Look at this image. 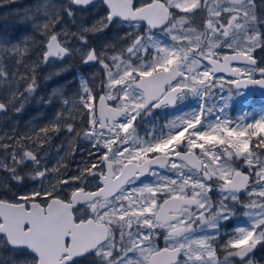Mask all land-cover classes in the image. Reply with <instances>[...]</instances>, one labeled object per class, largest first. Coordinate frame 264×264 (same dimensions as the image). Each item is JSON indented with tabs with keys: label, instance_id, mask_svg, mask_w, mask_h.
<instances>
[{
	"label": "snow or ice",
	"instance_id": "6c2138e0",
	"mask_svg": "<svg viewBox=\"0 0 264 264\" xmlns=\"http://www.w3.org/2000/svg\"><path fill=\"white\" fill-rule=\"evenodd\" d=\"M96 9L104 14L77 23V12ZM24 22L31 34L0 37V86L9 93L0 113L22 112L33 97L60 108L39 131L33 125L19 137L15 129L0 135V189L30 185L11 199L0 195V264H260L264 116L233 126L214 97L226 85L264 87V55H255L264 53V0H38ZM118 23L146 27L125 32L119 47L90 45V35ZM73 38L78 46H70ZM225 47L233 54L221 56ZM73 55L98 66L91 77L79 76L71 95L68 82L36 96L39 67L61 62L49 80L68 70L63 62ZM9 61L30 75L10 72ZM189 96L198 107L176 116L166 132L137 134L153 109ZM61 133L64 156L48 167L40 146ZM81 143L87 156L73 170ZM145 175L152 182L137 186ZM237 206L248 222L229 231Z\"/></svg>",
	"mask_w": 264,
	"mask_h": 264
},
{
	"label": "flooded vegetation",
	"instance_id": "af4514ba",
	"mask_svg": "<svg viewBox=\"0 0 264 264\" xmlns=\"http://www.w3.org/2000/svg\"><path fill=\"white\" fill-rule=\"evenodd\" d=\"M54 3H64L66 0H53ZM137 5H139L142 0H135ZM104 14L102 13L99 9L96 10H88L86 12H77V23H80L81 20L83 23L90 24L93 19L98 18L99 15ZM65 19H67L65 17ZM119 24L122 25L123 27H119ZM69 27L71 31H76L77 26L72 25L71 22H69ZM146 27L143 23H141L140 26L138 27H132L129 26L126 23H118L116 25L111 26L109 29H106L103 33H99L96 35H90L89 40H90V45L96 49H100L105 43H116L117 47H119V40L118 38L121 36H124L125 32H138L140 33L141 28ZM155 31V30H154ZM142 34V33H141ZM156 38L164 40L165 38L160 36V34L157 32L156 33ZM166 43L171 44V40H165ZM79 41L75 40L74 38L70 41V46L75 47L78 46ZM218 52L222 55L224 54H231L232 51L225 48H221L218 50ZM255 55L259 57L260 55H264V53H261L260 50H257ZM54 65L56 68L60 66L61 62L53 60L50 62V65ZM68 66V70L61 73L60 75L53 76L51 78V85L54 86L56 85L57 87L61 85H65L68 82H71L68 87L65 89V95H71L72 92L76 90L79 84L78 77L79 76H84L86 78H90L91 74L96 71V67L98 66H93V65H85L80 62L79 55H73L71 57H68L64 60L63 62ZM204 64H207V61L203 62ZM233 67H238L242 66V64L238 63H233ZM218 75V74H217ZM218 76H221L219 74ZM224 76V75H222ZM257 79H260L259 74L256 75ZM225 80L231 79L227 78L224 76ZM98 82V81H97ZM229 87H232L231 85H228ZM234 89V87H232ZM236 92L243 93L244 95L250 96V98L257 100V105L260 107L264 108V104L260 102L252 93H249L246 90H235ZM46 97V96H45ZM4 99V98H3ZM193 97H188L186 100L179 102L176 105H171L168 107H162L159 109H153L151 115L142 118L137 127V134L141 137L147 138V134L149 132H159L160 130L167 131V128L165 127L166 125L169 124L171 120H173L176 116L181 115L183 112L189 111L190 109L193 108ZM28 107V108H27ZM42 111V116L35 117L34 116V111L31 109V104H28L25 106V109L19 113V117H17L18 123L17 125L13 128L16 131L17 137H19L21 134L28 132L29 128H31L33 125L36 126L35 130L39 131V127L46 125L53 117L55 116V113L59 110L60 104L59 101H56L52 104H46L43 103L42 106L39 107ZM30 110V114H23L24 111ZM10 115V110L6 113H2L0 115L1 117H4L6 115ZM11 118V116H10ZM5 119V118H3ZM12 119V118H11ZM62 142L66 146V141H64V135L63 133L59 135H55L50 144H42L40 146V154H44L45 152L48 154L47 159H46V164L48 167H52L56 160L64 156V147H59L58 146L62 145ZM24 144L27 148L35 147V145L29 143V141L25 140ZM87 144L86 143H81L78 145V150L75 154V159L69 161L71 163L72 169H75L76 162L81 160L82 158L87 156L86 151H80V149L86 148ZM199 150H197L198 152ZM51 152V153H50ZM67 159V158H66ZM4 175V174H3ZM168 175H173V173H168ZM152 177L149 175H145L144 177H141L140 181H138L137 186H140L143 183H151L152 182ZM30 185H24L22 187H16L14 185H10L11 190L10 191H0V195H3L5 198L11 199L12 198V193L15 192L17 194L26 191L27 188ZM102 186V185H101ZM95 190V189H93ZM213 199L218 198V194L213 192L212 193ZM162 202V201H161ZM246 210L240 206H237V215L233 218L232 222L227 226V229L231 231V229L235 226H246L248 222V218L243 215V213ZM197 224L193 225V228H196ZM203 232L196 233V235H202ZM159 244L163 246V239L160 238ZM130 255H134L133 253H129ZM255 259L260 261V264H264V248H258L255 251ZM219 259L223 260V254H220L218 256ZM83 264H88V261L85 260L83 261Z\"/></svg>",
	"mask_w": 264,
	"mask_h": 264
},
{
	"label": "rangeland",
	"instance_id": "374dc122",
	"mask_svg": "<svg viewBox=\"0 0 264 264\" xmlns=\"http://www.w3.org/2000/svg\"><path fill=\"white\" fill-rule=\"evenodd\" d=\"M38 0H11V2L6 4H0V12L2 14V31L0 37L7 36L13 40L19 38L25 33H32L31 23L24 22L21 23V19L24 15L26 9H34V6L37 4ZM9 23L8 31H5L7 28V23ZM119 27H123L119 24ZM77 28V27H76ZM38 39H43L37 34ZM228 49V48H227ZM230 50V49H229ZM35 55L33 54L30 59H34ZM9 71H19L24 76H29L30 73L25 70L23 65H14L12 62H7ZM56 67L54 65L42 64L36 72L38 78L39 87L37 89L36 96H47L54 88H58L56 85H51V79L45 80L44 77L50 72L54 71ZM26 86L22 85L21 87ZM231 88V92L229 91ZM237 93L232 87L228 85L225 86L223 91L218 92L214 97V102L217 105L218 114L224 118L229 119L233 122V126L241 117H244V123H254L261 116H264V108L257 105V100L251 99L250 96L244 95L243 93ZM7 86H0V99L5 98L8 95ZM31 104V109L34 111V116H42V111L39 108L42 106V102H38L35 97L29 100L28 106ZM198 107L197 98L193 99V108ZM28 108V107H27ZM222 108L223 112H219V109ZM20 113V112H19ZM19 113L14 110H10V115H6L0 118V135H3L5 132L11 134L13 128L17 125ZM23 114H30V110L24 111ZM2 115V114H1ZM11 116V118H10ZM5 118V119H3ZM214 119V117H210ZM16 132V131H15ZM27 148V147H26ZM51 153V152H50ZM49 154V153H48ZM2 155V153H0ZM43 155V154H41ZM3 176V173H0V177ZM3 189H0L2 191ZM4 191V190H3ZM5 255H9L8 252H5ZM131 258H136L135 254L130 255Z\"/></svg>",
	"mask_w": 264,
	"mask_h": 264
},
{
	"label": "water",
	"instance_id": "95a60500",
	"mask_svg": "<svg viewBox=\"0 0 264 264\" xmlns=\"http://www.w3.org/2000/svg\"><path fill=\"white\" fill-rule=\"evenodd\" d=\"M232 63L242 64L241 62H238V61H233ZM217 74H223V75L230 77L227 73H217ZM239 89H245V90H248L254 93L255 95L259 97L260 101L264 103V87H261L259 85H253V84H242V86Z\"/></svg>",
	"mask_w": 264,
	"mask_h": 264
},
{
	"label": "trees",
	"instance_id": "16d2710c",
	"mask_svg": "<svg viewBox=\"0 0 264 264\" xmlns=\"http://www.w3.org/2000/svg\"><path fill=\"white\" fill-rule=\"evenodd\" d=\"M6 23H7V28L5 29V31H8V29H9V23L8 22H6ZM1 31H2V14L0 12V33H1Z\"/></svg>",
	"mask_w": 264,
	"mask_h": 264
}]
</instances>
